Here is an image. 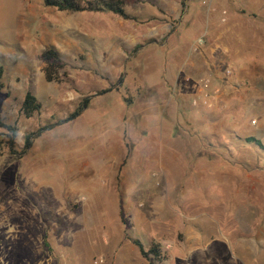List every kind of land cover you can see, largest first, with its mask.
<instances>
[{
  "label": "rangeland",
  "instance_id": "374dc122",
  "mask_svg": "<svg viewBox=\"0 0 264 264\" xmlns=\"http://www.w3.org/2000/svg\"><path fill=\"white\" fill-rule=\"evenodd\" d=\"M159 2L129 0L126 9L135 20H127L107 12L60 11L47 7L44 0H0V64L5 68L0 119L17 126L18 150L26 134L51 118L66 117L84 97L101 90L99 84L87 85L91 74L112 85L107 64L127 58L138 65L128 71L132 82L125 87L122 83L120 92L105 99L95 97L74 121L35 139L23 158L10 155L4 144L0 150V264H148L132 239L151 247L156 228L149 212L160 222L154 242L162 243L167 256L157 264H264V149L245 141L255 137L264 144V0L212 2L216 27L206 37L214 54L223 57L217 82L227 83L230 89L223 109L191 117L178 129V141L193 140L176 152L177 171L187 169L189 179L196 181L185 188L189 192L179 185L170 197L157 186L147 192L120 188L117 199L122 195L128 207L109 210L104 200L110 193L97 192L92 199L81 185L90 180L97 188L112 187L105 174L117 168L119 151L114 141L107 145L105 141L125 127L123 119L129 112L122 99L130 98L135 106L143 102L152 106L156 97L152 89H136L137 76L143 72L157 77L159 61L168 49L178 59L204 35L208 6L202 0L191 1V12H185L188 0L185 6L181 2L176 17L160 8ZM155 10L161 14L155 15ZM224 11L226 22H222ZM51 46L64 63L60 71L66 77L61 83L45 79L41 54ZM138 46L142 48L134 53ZM228 68L232 75L225 79ZM28 91L44 107L30 119L21 112ZM6 134L0 127V140L6 142ZM85 155L94 156L90 166L82 165ZM38 159L45 163L46 178H35L34 172L27 171ZM74 166L79 168L70 174ZM125 167L145 180L159 173L151 158L140 154L132 153ZM159 198L177 204L176 216L170 208L150 207ZM117 199L112 201L114 206ZM187 222L201 229L194 227L195 234L199 231L214 242L212 252L202 249L199 254L180 256L179 246L192 251L205 245L188 239Z\"/></svg>",
  "mask_w": 264,
  "mask_h": 264
},
{
  "label": "crops",
  "instance_id": "0c3cea01",
  "mask_svg": "<svg viewBox=\"0 0 264 264\" xmlns=\"http://www.w3.org/2000/svg\"><path fill=\"white\" fill-rule=\"evenodd\" d=\"M160 8H163L164 11L168 13V15L176 17L179 14L180 4L182 0H158ZM191 1L188 0L186 4L185 12L193 11V7L191 8ZM214 0H202L201 4L208 6V13L206 14V20L203 24L204 35L207 36L208 33L212 32L214 29V21L215 17L212 15L211 6L213 5ZM156 8V7H154ZM155 15H160V10L153 11ZM136 42H133L135 45ZM157 46V45H155ZM167 50V49H166ZM165 50V51H166ZM214 49L210 51V58L205 59L201 56H192L191 53L183 54L178 59L174 56V51L170 52L168 49L161 60L159 61V75L157 77L151 78L146 77L143 72H141L136 78V89H152L156 97H154L152 106L150 104H134L128 105L124 98L122 99L124 104L127 107V111L129 112L124 116V124L125 127L121 126L122 129L119 130L116 134L110 137L109 140L105 141V144H112L114 141L118 146L119 154L116 155L118 161L117 168L113 171L110 170L108 173L106 172L105 176L112 180V187H99L97 188L94 182L87 180L82 182V186H84L92 195V199L95 198V194L99 193H110V195H105V205L104 207L109 210H120L124 209V207H128L127 202L123 200V197L117 196L115 193H120L118 190L122 188L124 192L130 191H139L147 192L149 187L157 186L162 188V192L168 193L170 197V193L173 190H176V186H180L184 192H189L185 188L193 186L196 184L195 180H190V172L181 168L179 172L176 169V154L177 150L179 151V146L181 144L185 145L186 142L188 144H192L193 140H177L178 137V129L182 130L185 124L188 122V119L191 117H199L201 113H207L204 107L199 109H193L190 104V98L192 95L191 88L189 84L184 82L183 76L185 73H190L193 75L206 74L212 71L215 75L216 81L221 77L219 70L221 65L224 62L221 61L223 58L221 53L215 55ZM215 55V56H214ZM124 61H126L124 63ZM125 64V67H124ZM91 68L95 71H98V68L95 67L91 63ZM138 65L134 66V63H131L130 59H116L115 63L111 62L106 65V72H111L108 74L109 78L115 84L114 87L112 85H106L105 81L101 78H96L92 74L90 75V81L88 82V86L99 84L101 85L100 89H108L113 88L111 92L106 93L103 96L98 97H109L113 92H120L118 90L125 85L128 84L129 81L132 82V78L128 79L129 70L135 71ZM210 67H212L210 70ZM125 72V73H124ZM123 76L124 84L121 86L116 84V81ZM135 81V80H134ZM85 84V81H81ZM228 91L227 93L229 92ZM86 110L83 112L85 113ZM201 119V118H199ZM201 121V120H199ZM134 156L139 155L148 159L151 158L152 163L155 165L156 169L159 171L158 174H155L152 180H145V177L128 170V167H125L127 164L128 158L131 154ZM40 160V161H39ZM94 160V156L85 155L83 157V166H90L92 161ZM159 166V167H158ZM43 167H45V163H42L41 159H38L31 163L30 167H28V173H35L34 177L37 178H46V172ZM79 166H74L69 168V173L73 174ZM180 168V167H179ZM66 173V172H65ZM35 177V178H36ZM178 178L180 179L178 182ZM74 181V180H73ZM192 181V182H191ZM72 182V181H71ZM191 182V184H190ZM114 185L117 186L113 191ZM178 186V187H179ZM75 188L72 187V190ZM71 193V192H70ZM67 189V194L70 195ZM128 194V193H127ZM168 197V198H169ZM162 198L153 201L150 207L157 206L159 209L170 208L174 210V214L176 216V208H178L176 203H165V199ZM113 199L118 200L117 206L112 204ZM186 196L184 199L179 201L180 203H184ZM168 200H171L169 198ZM178 201V200H177ZM112 205V206H111ZM167 206V207H166ZM184 206V204H182ZM151 209V208H150ZM149 209V210H150ZM153 214V212H152ZM155 215V214H154ZM148 216L151 218L150 222L157 230L158 222L149 212ZM185 221V220H184ZM179 222H183L180 220ZM189 223V228H187L186 233L189 234L188 239H197V244L204 243L199 249H193L192 251H188L186 248L179 246V254L184 257L193 253L199 254V251L202 249L211 251V244L213 241L208 240L204 235L199 233L201 229ZM194 227L198 228V233H194ZM170 229V227H169ZM154 231L152 234L151 241L149 243L152 244L156 239V236L159 235L157 231ZM171 231V230H170ZM170 233H173L172 231ZM204 241V242H203ZM147 247L148 245H144ZM178 246V245H177ZM174 248V247H173ZM212 252V251H211ZM252 253V252H251ZM172 255H170L171 257ZM187 261V259H185Z\"/></svg>",
  "mask_w": 264,
  "mask_h": 264
},
{
  "label": "trees",
  "instance_id": "16d2710c",
  "mask_svg": "<svg viewBox=\"0 0 264 264\" xmlns=\"http://www.w3.org/2000/svg\"><path fill=\"white\" fill-rule=\"evenodd\" d=\"M129 0H44L47 7H54L60 11L80 13V12H107L112 13L122 19L135 20L131 14L127 12L126 6ZM186 0H182V5L185 6ZM142 46L135 48L134 53H138ZM42 60L46 63L45 67V79L47 82H58L61 83L65 79V74L61 73V69L64 67L62 61V56L60 52L53 46L46 48L41 54ZM5 75V68L0 64V90L4 88L3 78ZM123 83V76L119 78L118 84ZM113 88L102 89L97 91L93 95L84 97L79 105L76 107L75 111L69 113L66 117L56 120V118H51L47 120L46 124H42L37 130L29 132L25 135L24 144L21 150L17 149V133L18 128L16 125H7L3 123L0 119V127L7 130V139L0 140V150L4 149V144L6 143L9 154L16 156L17 158H23L27 151L33 146L35 139L39 138L43 133L51 130L55 127L67 124L74 121L76 118L81 116L85 110L88 109L92 100L95 97L105 95L112 91ZM125 102L129 105L132 103L130 98H125ZM43 104L39 99L31 92L28 91L23 99L21 105L22 114L30 119L36 114L40 115L43 111ZM246 143L250 146H258L264 149V144L261 140L255 137H249L245 139ZM3 152L0 151V157ZM134 245L138 248L141 256L148 261V264H157L163 262L167 259V256L162 251L161 242H153L150 248H146L144 244L139 239H132Z\"/></svg>",
  "mask_w": 264,
  "mask_h": 264
},
{
  "label": "built area",
  "instance_id": "2783aa9c",
  "mask_svg": "<svg viewBox=\"0 0 264 264\" xmlns=\"http://www.w3.org/2000/svg\"><path fill=\"white\" fill-rule=\"evenodd\" d=\"M227 12H223L222 22H226ZM211 48L207 41L206 35H201L197 37L190 47V53L192 56H201L205 59L210 58ZM212 67H210V70ZM232 75V70L230 68L226 69L224 72L225 79L230 78ZM184 82L189 84L192 95L190 98V104L192 108L199 109L204 107L206 110L212 111L218 108L225 107V99L227 97V83H218L215 79V75L211 72L200 75H193L190 73H185L183 76ZM254 124L257 123L256 120L253 121ZM168 248L171 245H167Z\"/></svg>",
  "mask_w": 264,
  "mask_h": 264
}]
</instances>
